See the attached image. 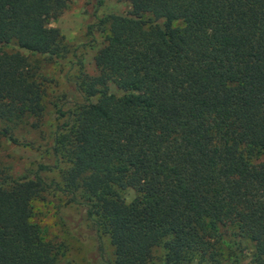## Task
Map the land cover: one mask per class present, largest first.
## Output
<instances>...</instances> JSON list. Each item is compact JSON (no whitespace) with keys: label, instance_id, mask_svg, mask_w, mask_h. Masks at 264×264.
I'll list each match as a JSON object with an SVG mask.
<instances>
[{"label":"trees","instance_id":"trees-1","mask_svg":"<svg viewBox=\"0 0 264 264\" xmlns=\"http://www.w3.org/2000/svg\"><path fill=\"white\" fill-rule=\"evenodd\" d=\"M96 1L97 73H64L79 99L56 105L52 163L0 168V264H62L63 243L33 220L50 189L81 208L100 242L93 264H153L158 247L156 264H264V0H126L104 15ZM68 3L0 0V140L34 147L18 132L40 134L37 58L67 54L47 22ZM61 216L81 238L83 220Z\"/></svg>","mask_w":264,"mask_h":264},{"label":"rangeland","instance_id":"rangeland-1","mask_svg":"<svg viewBox=\"0 0 264 264\" xmlns=\"http://www.w3.org/2000/svg\"><path fill=\"white\" fill-rule=\"evenodd\" d=\"M68 6L55 18L48 19L47 25L57 27L64 36L68 52L59 61H45L37 58L40 66L39 71L45 79L44 114L40 134H34L31 130L20 131L21 139L32 141L34 147L14 145L10 141L0 140V168L4 167L11 176L15 177L27 174L34 170L38 163H52L51 154L45 151L50 140V134L54 130L57 120L54 110L57 103H64L70 106V101L79 99L74 93L71 83L63 77L68 72L70 78L76 77L79 73L91 77L97 73L93 57L104 44L105 31L96 28L92 34H88L87 25L96 22L95 8L96 0H68ZM130 4L126 0H103L96 14L104 15L109 12H126ZM78 47V55L82 60L81 65L71 67L74 60V49ZM24 52V51H23ZM25 53V52H24ZM28 54V53H26ZM29 56V55H28ZM34 60V57H29ZM81 66V67H80ZM33 139V140H32ZM39 146V147H38ZM48 179H59L56 171L43 173ZM127 201H130L134 193L132 190L124 192ZM82 219L81 238L74 235L61 214ZM33 220L39 224L44 233V239L53 242H60L64 245L62 264H93L92 256L96 259L100 252V242L96 239L86 220L81 208L70 204L64 194L47 190L42 192L34 201ZM104 252L112 259V247L106 237L103 240ZM163 250L158 247L154 250V263L161 257ZM245 253V252H244ZM250 258L241 256L239 259L225 256L221 264H248Z\"/></svg>","mask_w":264,"mask_h":264}]
</instances>
